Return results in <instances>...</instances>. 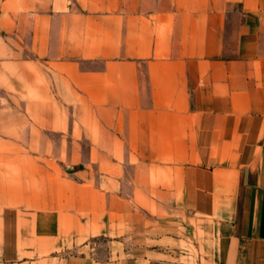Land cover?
I'll return each instance as SVG.
<instances>
[{
    "label": "crops",
    "instance_id": "0c3cea01",
    "mask_svg": "<svg viewBox=\"0 0 264 264\" xmlns=\"http://www.w3.org/2000/svg\"><path fill=\"white\" fill-rule=\"evenodd\" d=\"M0 59V264H264V0H0Z\"/></svg>",
    "mask_w": 264,
    "mask_h": 264
},
{
    "label": "rangeland",
    "instance_id": "374dc122",
    "mask_svg": "<svg viewBox=\"0 0 264 264\" xmlns=\"http://www.w3.org/2000/svg\"><path fill=\"white\" fill-rule=\"evenodd\" d=\"M5 62L6 59H0L1 64ZM1 64L0 70L2 69ZM27 90L30 91L32 89L28 88ZM22 99L23 98L19 93L6 87V80L4 79V76L0 75V126L7 127L8 123L6 115L1 113L38 110V104H24L23 102H21Z\"/></svg>",
    "mask_w": 264,
    "mask_h": 264
}]
</instances>
